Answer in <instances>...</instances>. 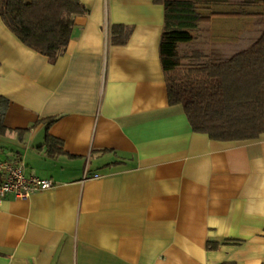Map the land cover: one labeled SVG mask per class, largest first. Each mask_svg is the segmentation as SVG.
<instances>
[{
    "label": "crops",
    "instance_id": "0c3cea01",
    "mask_svg": "<svg viewBox=\"0 0 264 264\" xmlns=\"http://www.w3.org/2000/svg\"><path fill=\"white\" fill-rule=\"evenodd\" d=\"M80 1L89 13L54 64L0 15V164L54 183L6 198L0 264H264V134L214 141L169 104L163 5ZM215 5L255 13L248 0ZM254 19L212 18L225 25L217 58L247 49ZM113 25L133 28L125 45L111 43Z\"/></svg>",
    "mask_w": 264,
    "mask_h": 264
},
{
    "label": "trees",
    "instance_id": "16d2710c",
    "mask_svg": "<svg viewBox=\"0 0 264 264\" xmlns=\"http://www.w3.org/2000/svg\"><path fill=\"white\" fill-rule=\"evenodd\" d=\"M221 0H154L165 8V38L181 32H198L213 17L261 16L264 25V0H248V7L262 4L261 14L247 11L228 14H201L199 4ZM89 9L80 0H0V15L5 25L30 49L54 64L65 54L73 33L75 17ZM133 28L113 25L111 43L125 45ZM207 56L194 50L185 56L183 66H165L164 74L171 106L181 105L192 130L219 142L258 140L264 134V27L250 47L230 58ZM10 101L0 96V136L6 135L5 117ZM55 119L48 121L52 125ZM51 150L60 152L48 137ZM1 182V177H0Z\"/></svg>",
    "mask_w": 264,
    "mask_h": 264
},
{
    "label": "rangeland",
    "instance_id": "374dc122",
    "mask_svg": "<svg viewBox=\"0 0 264 264\" xmlns=\"http://www.w3.org/2000/svg\"><path fill=\"white\" fill-rule=\"evenodd\" d=\"M237 9L246 11L244 8H238L237 6L228 8L214 4H199L198 6L199 12L205 16H210L215 12L221 13ZM248 10L259 13L261 12V6L255 5ZM257 16H255L256 19L249 21L247 24V48L255 43L262 34L264 27L263 20ZM224 26L225 25L220 20L211 21L209 23H203L198 32H181L165 38L163 43V59L165 61V66L172 67L188 64L189 61L185 59V56H190L194 50H199L210 57H217L214 51L218 49L216 48L218 44H223L224 42Z\"/></svg>",
    "mask_w": 264,
    "mask_h": 264
},
{
    "label": "built area",
    "instance_id": "2783aa9c",
    "mask_svg": "<svg viewBox=\"0 0 264 264\" xmlns=\"http://www.w3.org/2000/svg\"><path fill=\"white\" fill-rule=\"evenodd\" d=\"M0 209L10 195L19 199H28L33 194L54 186L51 180L27 176L24 165L12 163L0 164Z\"/></svg>",
    "mask_w": 264,
    "mask_h": 264
}]
</instances>
